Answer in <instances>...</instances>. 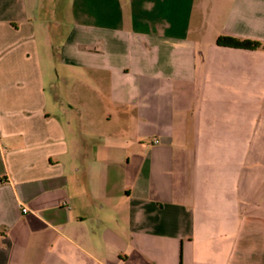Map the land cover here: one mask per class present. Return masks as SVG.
Returning a JSON list of instances; mask_svg holds the SVG:
<instances>
[{
    "label": "crops",
    "instance_id": "crops-1",
    "mask_svg": "<svg viewBox=\"0 0 264 264\" xmlns=\"http://www.w3.org/2000/svg\"><path fill=\"white\" fill-rule=\"evenodd\" d=\"M0 264H264V0H0Z\"/></svg>",
    "mask_w": 264,
    "mask_h": 264
},
{
    "label": "rangeland",
    "instance_id": "rangeland-1",
    "mask_svg": "<svg viewBox=\"0 0 264 264\" xmlns=\"http://www.w3.org/2000/svg\"><path fill=\"white\" fill-rule=\"evenodd\" d=\"M49 10L50 9H48V11L45 12L44 15H45L46 19L48 20L47 21V28H48L47 30H48L49 37H50L49 40H53V45H55L57 43V39L59 38L60 33L64 34L66 32L67 26L65 25V23L69 20L65 19L66 14H62L61 16H63L64 20L59 21L57 18V15L54 13H51ZM59 23L60 24L62 23V25H60V27H61L60 29H58L59 26H57V24H59ZM53 85L57 87L56 88V90H57L58 88H60L62 86V82L57 81V79H56V81L53 82Z\"/></svg>",
    "mask_w": 264,
    "mask_h": 264
},
{
    "label": "trees",
    "instance_id": "trees-1",
    "mask_svg": "<svg viewBox=\"0 0 264 264\" xmlns=\"http://www.w3.org/2000/svg\"><path fill=\"white\" fill-rule=\"evenodd\" d=\"M214 44L219 47H227L233 49H242V50H256L260 47V44L252 40H240L230 36H218Z\"/></svg>",
    "mask_w": 264,
    "mask_h": 264
},
{
    "label": "built area",
    "instance_id": "built-area-1",
    "mask_svg": "<svg viewBox=\"0 0 264 264\" xmlns=\"http://www.w3.org/2000/svg\"><path fill=\"white\" fill-rule=\"evenodd\" d=\"M22 211H25L24 209Z\"/></svg>",
    "mask_w": 264,
    "mask_h": 264
}]
</instances>
